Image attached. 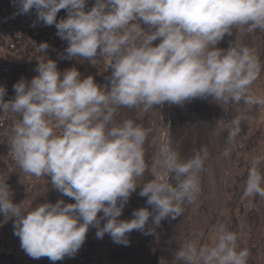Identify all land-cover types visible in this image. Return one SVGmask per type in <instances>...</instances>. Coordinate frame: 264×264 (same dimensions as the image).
Returning a JSON list of instances; mask_svg holds the SVG:
<instances>
[{"label":"clouds","instance_id":"1","mask_svg":"<svg viewBox=\"0 0 264 264\" xmlns=\"http://www.w3.org/2000/svg\"><path fill=\"white\" fill-rule=\"evenodd\" d=\"M19 4L21 14L35 8L40 21L56 26L57 35L68 42L66 58L82 57L95 65L99 55L112 69L110 89L101 88L92 76L81 79L76 68L61 73L57 62L47 59L38 64L30 84L22 79L14 85L13 100L5 102L6 89L0 87V112L21 117L11 137L16 162L37 178L50 175L53 187L75 200L44 203L25 215L0 177V213L6 220L16 218L14 234L22 249L33 259L55 262L74 257L91 226L97 227V238L109 234L115 243L127 245V234L144 231L150 217L159 226L166 218L181 216L183 206L194 203L201 192L199 174L207 149L181 160L170 144L162 143L152 165L154 179L139 184L148 169V130L131 119L114 125V113L118 107L147 112L165 102L183 105L209 96L222 105H264V96L251 91L261 72L259 57L241 42L245 34L264 31V0H95L90 11L85 10L87 0ZM61 9L68 15L57 22ZM234 28L237 42L227 51L216 47ZM157 39L161 42L153 46ZM48 47L41 43L37 51ZM241 120H231L229 141L240 133ZM223 155L229 156L230 149ZM262 163V158L253 160L244 196L264 198ZM140 185L139 195L147 197L155 215L141 208L131 220L118 219ZM102 220L106 223L100 227ZM237 241V234L221 225L213 245L187 242L176 259L184 264H247L249 251L239 249Z\"/></svg>","mask_w":264,"mask_h":264},{"label":"trees","instance_id":"2","mask_svg":"<svg viewBox=\"0 0 264 264\" xmlns=\"http://www.w3.org/2000/svg\"><path fill=\"white\" fill-rule=\"evenodd\" d=\"M94 5L95 0H87L85 10L90 11ZM19 9V0H0V87L6 89L5 102L15 98L14 85L22 79L30 84L38 75V64L47 59L56 61L61 73L76 68L81 79L92 76L101 88L110 89L112 69L103 57L98 55L95 65L82 57L66 58L68 42L57 35L56 26L40 21L35 8L26 14H21ZM67 15V10L61 9L57 22ZM141 26L148 28L142 23ZM45 42L49 47L43 53L38 52L37 47ZM246 46L254 49L262 66L251 91L264 96V31L257 29L252 42ZM199 102L200 98H194L183 105L168 103L166 109L165 143L179 153L181 160L191 158L202 148L209 154L199 174L201 192L194 203L183 206L181 216L164 219L153 234L147 235L153 229L150 217L144 231L133 230L127 234V245L115 243L109 234L97 238L98 229L91 226L74 257L53 262L47 257L28 256L20 238L14 234L16 218L6 220L0 213V264H161L162 260L164 264H184L176 259L180 248L190 241H196L198 247L213 245L221 225L237 234L239 249L249 251L247 264H264V198L244 196L253 160L264 159V105L249 106L243 101L222 105L214 99V105L206 110ZM144 114L149 116V111L142 107L117 108L113 116L114 125L131 119L148 130L145 142L148 169L139 184L154 179L152 165L157 151L153 122L148 126ZM236 117H242L241 131L235 141H229V125ZM20 119L19 114L0 112V177L9 186L13 203L21 204L25 215L44 203L54 204L59 200L75 203L53 187L50 175L37 178L25 173L16 162L11 137ZM226 148L230 149L227 157L223 155ZM259 167L264 172V163ZM171 182L176 183L174 178ZM142 187L131 194L118 219L131 220L133 212L141 208L152 212L153 206L147 204V197L139 195ZM104 223L106 220L101 221L100 227Z\"/></svg>","mask_w":264,"mask_h":264},{"label":"rangeland","instance_id":"3","mask_svg":"<svg viewBox=\"0 0 264 264\" xmlns=\"http://www.w3.org/2000/svg\"><path fill=\"white\" fill-rule=\"evenodd\" d=\"M252 36H253V33L252 34H245L243 36L241 42L244 45H247V44L249 45L252 42ZM237 39H238V31L234 28L232 30V34L231 35L226 34L224 39L222 41H220V43L218 45H216V47L227 51V49L229 48L230 45H234L237 42ZM160 42H161V40L157 39L154 46H157ZM167 105H168L167 102H165L163 105H161L160 110H161L162 114L165 113V111L167 109ZM199 105L204 106L206 110H209V108H211L214 105V98L211 96L206 97V98H200ZM118 108L122 109V110L127 109L126 107H118ZM165 115H166V125H164V131H166V129H167V114L165 113ZM143 117L147 121L148 126L150 125V123L153 122V132H154L155 141H156V150H157L156 151V158H157V154L159 151V140L161 139V133L159 132V129H158L159 122H158V119L156 118L157 116H156L154 109L152 108V111L149 110V116L147 114H144ZM152 212L155 215L154 210H152ZM151 220H152V217H151ZM152 226L154 229H156V228L158 229L160 225L156 226L152 222Z\"/></svg>","mask_w":264,"mask_h":264},{"label":"bare ground","instance_id":"4","mask_svg":"<svg viewBox=\"0 0 264 264\" xmlns=\"http://www.w3.org/2000/svg\"><path fill=\"white\" fill-rule=\"evenodd\" d=\"M161 105H154L153 109L156 113V118L158 119L159 122V132L161 133V139L159 140V147L162 143H165L166 141V131H164V125H166V111L164 114H162L161 110H160Z\"/></svg>","mask_w":264,"mask_h":264}]
</instances>
